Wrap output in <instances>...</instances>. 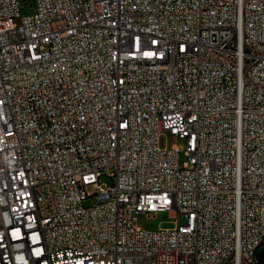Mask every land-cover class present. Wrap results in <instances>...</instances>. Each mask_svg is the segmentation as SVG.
<instances>
[{"label":"built area","instance_id":"2783aa9c","mask_svg":"<svg viewBox=\"0 0 264 264\" xmlns=\"http://www.w3.org/2000/svg\"><path fill=\"white\" fill-rule=\"evenodd\" d=\"M21 1L0 0V264H250L264 0ZM157 212L184 222L137 226Z\"/></svg>","mask_w":264,"mask_h":264},{"label":"rangeland","instance_id":"374dc122","mask_svg":"<svg viewBox=\"0 0 264 264\" xmlns=\"http://www.w3.org/2000/svg\"><path fill=\"white\" fill-rule=\"evenodd\" d=\"M20 1V0H19ZM30 0L21 1L19 4L20 16L28 15L31 13V9H28V2ZM27 9L24 11L23 9ZM178 147L183 150L186 146V139L169 134L167 132H161L158 134V147L160 149H169L170 147ZM181 160H184V156L181 152ZM101 182L108 184L109 180L105 177L101 178ZM88 204V203H87ZM184 222V218L180 214H174L172 212H157V213H144L137 216V226L142 230H157V229H172Z\"/></svg>","mask_w":264,"mask_h":264},{"label":"water","instance_id":"95a60500","mask_svg":"<svg viewBox=\"0 0 264 264\" xmlns=\"http://www.w3.org/2000/svg\"><path fill=\"white\" fill-rule=\"evenodd\" d=\"M255 264H264V245L260 246L255 252Z\"/></svg>","mask_w":264,"mask_h":264},{"label":"bare ground","instance_id":"6f19581e","mask_svg":"<svg viewBox=\"0 0 264 264\" xmlns=\"http://www.w3.org/2000/svg\"><path fill=\"white\" fill-rule=\"evenodd\" d=\"M262 245H264V242H261V245H258V247H256L255 249H254V251H253V253H252V256H251V258H250V264H255V252H256V250L260 247V246H262Z\"/></svg>","mask_w":264,"mask_h":264}]
</instances>
